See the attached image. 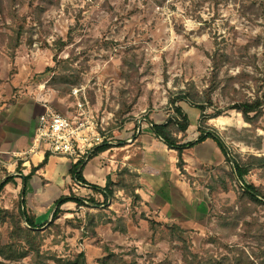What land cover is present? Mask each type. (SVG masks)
Masks as SVG:
<instances>
[{
    "label": "rangeland",
    "instance_id": "obj_1",
    "mask_svg": "<svg viewBox=\"0 0 264 264\" xmlns=\"http://www.w3.org/2000/svg\"><path fill=\"white\" fill-rule=\"evenodd\" d=\"M13 8L19 18L26 19L25 32L14 52L0 36V95L13 89L11 83L16 79L23 86L44 85L65 101L66 107L73 101L62 98L50 81L67 71L75 74L79 79L72 90L84 93L96 117L101 143H121L128 133L132 140L126 142H134L131 160L137 164L143 152L139 140L142 127H147L146 122H166L173 115L170 101L187 85L194 84L198 92L206 89L212 71L211 56L214 52L224 53L228 60L218 75L226 90L215 93L213 107L204 111L210 116L224 110L222 116L203 125L199 110L184 101L175 104L190 120L185 141H195L201 125L221 137L232 157L246 160L250 155L264 156V117L256 131L262 147L256 151L251 144L239 142L247 136L241 131L249 126L240 114L227 110L231 97H252L259 86L255 80L264 77V0H16ZM0 32L12 34L9 16L0 17ZM136 96L130 113L122 116L120 109ZM256 137L249 134L248 141L255 143ZM184 159L195 170L187 172L188 178L180 176L190 189L208 196V188L219 179L218 167L225 163L197 166L187 151ZM261 174L254 169L246 181L264 186ZM232 186L229 193L216 196V211L235 203L238 189ZM87 198H82L86 201L84 207L63 206V214L54 225L48 223L41 230L44 233L49 229L40 244L38 261L32 253L18 262L0 259V264H59L57 261L74 260L80 253L86 264H100L109 254L114 255L111 264H182L179 244L163 240L161 234H153L149 228V221L155 220L167 234L164 226L175 223L158 220L143 208L142 200L133 205L130 197L118 192L106 205L103 198L95 196L100 204L96 208ZM208 200L204 221L191 224L192 228L182 227L188 231L191 251L202 256H231L210 242L216 224ZM87 213L95 216V237L84 230ZM259 215L264 222V210ZM116 225H124L126 234L112 231ZM9 233V225L0 227L1 244L9 243ZM224 243L236 245L258 264V242L231 237Z\"/></svg>",
    "mask_w": 264,
    "mask_h": 264
},
{
    "label": "trees",
    "instance_id": "obj_2",
    "mask_svg": "<svg viewBox=\"0 0 264 264\" xmlns=\"http://www.w3.org/2000/svg\"><path fill=\"white\" fill-rule=\"evenodd\" d=\"M15 1L16 0H0V17L5 19L6 16H9L12 32L11 35L0 32V36H3L4 41L6 42V47L12 52L16 51L20 46L21 37L25 32L24 25L26 20L25 18L23 19L17 16V13L13 8ZM3 21L5 22V20ZM226 60H228L227 55L214 52L211 56L212 71L207 88L198 92L194 84L187 85L184 90L178 91L176 97L170 101L173 115L163 124L150 123L152 126L151 131L155 138L161 140L168 150H172L176 153V167L179 170L180 175L185 178H188L189 176L185 169L186 162L184 160V153L193 149L195 146H198L207 140H212L224 157L225 165L218 167V181L215 182V185L208 188V196L212 208L211 217L214 218V223L216 224V227L211 231L210 242L215 248H222L228 254H231V256L223 253L216 257L212 255L202 256L193 253L191 251V241L187 230L179 225L171 224L166 227L164 226L168 232L165 234L162 230V225L159 222L155 220L149 221V228L153 234L159 233L163 236V240L172 244H179V249L182 252V264H256L254 261L250 260L243 251L238 249L236 245L224 243V241H228L231 237H242V240L249 238L250 240L258 242L259 255L255 254V258L258 260V264H264V222L260 221L259 215L261 210H264V186H256L255 184L246 181V178L254 169H257L262 173L260 178L264 177V156L250 155L246 160L242 159L240 156L237 158L232 157L221 137L207 129H202L201 125L198 128L199 136L197 139L195 141L186 142L185 139L190 126V120L181 107L175 106L176 103L184 101L191 107L199 110L201 113L200 116L203 119V125H206L212 119L221 117L224 110H216L215 113L210 116H205L204 111L207 108L213 107V96L215 93L218 91L222 93L226 90L225 87H222L218 75L219 69ZM67 72L68 73L54 76L50 81V85L57 88V91L62 98L69 97L74 103L75 98L71 95V90L72 87L78 84L79 78L76 77L75 74L69 73V71ZM133 72L136 73L134 70ZM128 78L131 79L132 76L128 75ZM250 78L255 79L247 76V79ZM255 81L256 83H259V86L253 96L250 98L243 97L241 99L231 97V106L227 107V110H234L236 113L240 114L243 122L249 126V128L241 131V133L247 134V136L243 139L240 138L239 142H245L247 146L251 144L256 151H260L262 147V139L261 137H256V131L260 129L259 124L264 117V77L261 81L259 79H256ZM232 89H234V92L236 91L235 88ZM137 98L138 96L134 97L130 105H125L120 109V114L122 116L130 113L132 106L136 104ZM249 134L256 137L255 143H250L248 141ZM111 148L112 147L108 143H103L96 147L92 156L88 160L98 154L110 150ZM49 156V154H46L42 163L31 170V174L44 169L48 163ZM131 163H134V161L130 159L129 164ZM83 168V160H78L76 163L72 162L69 176L72 178L74 184L87 186L91 190L93 195H89L87 199L93 206H96V208H98L100 204L94 200L95 196L103 198V205H106L109 200L115 198V195L118 192H123L126 196L130 197L133 205L140 203L141 199L137 194V190L139 189V175L133 171L132 168L126 166L120 168L112 177L108 176L105 186L102 189L89 184L83 178ZM6 175L7 174L4 172V176ZM26 180L27 179L25 178L24 181L26 182ZM11 181L12 178H8L0 185V227L4 225L10 226L9 243L4 245L1 244L0 241V259L18 262L25 259L28 254L33 253L34 260L38 261L40 256V244L45 234L47 235L49 229L44 231V233L40 230L44 225L37 226L35 224L34 217L27 213L24 208V202L22 201H18L10 209L4 207L2 196L5 187ZM233 184L238 189L235 203L232 206L220 208V211H216L218 209L216 205H213L216 196L221 193H229V191L233 189ZM85 202L86 201L82 198L77 197L72 193L69 196L59 198L55 202L56 209L53 213L52 220L49 223L50 227H52L54 221L63 214L62 207L64 205L71 203L76 207H84L86 206L84 204ZM207 221V223H209L210 219ZM71 222L72 221H69L70 224ZM95 222V216L87 213L84 230H86L92 237L96 236L95 230L97 225ZM116 222L120 223L121 221L120 219H117ZM108 223L112 225L111 220H109ZM23 224H25V226ZM112 231L120 234H126L127 232L124 225L121 228L116 225ZM110 257L112 258L114 255L109 254L108 257L100 261V264H111ZM57 262L59 264H86V259L84 254L80 253L75 256L74 260Z\"/></svg>",
    "mask_w": 264,
    "mask_h": 264
},
{
    "label": "crops",
    "instance_id": "obj_3",
    "mask_svg": "<svg viewBox=\"0 0 264 264\" xmlns=\"http://www.w3.org/2000/svg\"><path fill=\"white\" fill-rule=\"evenodd\" d=\"M11 87L13 89L9 88L5 96L0 95V184L12 178L5 187L2 201L6 209L18 201L24 202V208L34 217L35 224L42 226L41 223L47 219L43 226L46 227L52 220L55 202L59 198L71 193L80 198L93 194L87 186L73 183L69 176L72 161L67 158L50 155L46 167L31 174V170L38 167L46 156L41 149H35L33 143L38 118L44 112L43 103H50L62 114L69 105L65 107V101L46 90L47 87L44 89V85L23 86L15 79ZM146 123L147 127H142L143 135L139 139L143 149L140 162L129 164L134 142H126L131 139L126 133L124 141L108 143L112 147L110 150L83 162V178L102 189L108 176L112 177L120 167L128 166L139 175L137 194L144 209L150 210L160 221L192 228L204 221L209 198L198 190L190 189L176 167V153L156 139L151 131V122ZM187 152L196 160L197 166L224 163L222 153L212 140ZM185 162L188 173L195 170L187 160ZM64 206L73 207L74 204Z\"/></svg>",
    "mask_w": 264,
    "mask_h": 264
},
{
    "label": "built area",
    "instance_id": "obj_4",
    "mask_svg": "<svg viewBox=\"0 0 264 264\" xmlns=\"http://www.w3.org/2000/svg\"><path fill=\"white\" fill-rule=\"evenodd\" d=\"M75 102L62 114L50 103H43L44 112L38 118L34 136V148L55 157L76 163L86 162L99 145L96 117L89 108L81 89L72 90Z\"/></svg>",
    "mask_w": 264,
    "mask_h": 264
},
{
    "label": "water",
    "instance_id": "obj_5",
    "mask_svg": "<svg viewBox=\"0 0 264 264\" xmlns=\"http://www.w3.org/2000/svg\"><path fill=\"white\" fill-rule=\"evenodd\" d=\"M1 184H2V183H1ZM1 184H0V185H1ZM54 211H55V210H54ZM53 213H54V212H53ZM52 216H53V214H52ZM50 222H51V221H50ZM43 229H44V227H43V228H41L40 230H43Z\"/></svg>",
    "mask_w": 264,
    "mask_h": 264
}]
</instances>
